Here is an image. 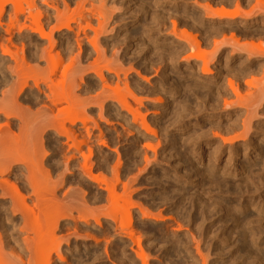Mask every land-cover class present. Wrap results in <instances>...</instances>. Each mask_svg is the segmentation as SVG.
<instances>
[{
    "label": "rangeland",
    "instance_id": "374dc122",
    "mask_svg": "<svg viewBox=\"0 0 264 264\" xmlns=\"http://www.w3.org/2000/svg\"><path fill=\"white\" fill-rule=\"evenodd\" d=\"M106 1H108V0H106ZM111 1L112 0H110V2ZM125 1L128 2V5H126V7L123 6L124 9L121 8L120 11H118V12L120 13L124 10V12L127 13L126 16H129V17L126 18V16H122L119 18L109 19L110 23L108 22V24L106 26L107 31L110 30L113 26H114L113 28L115 30H113L112 32L108 31L110 33V35L108 32L107 33L105 32L104 34H102L99 37L100 38V41H99L100 45H102V49H104V52H105V56L102 58L100 57L99 58L100 60L98 59L99 61H96V63H98L99 66H97L98 64L96 65V63L94 61V59L96 58V54H94V52H92L93 50L86 43V47L88 46L87 49L90 48V49H88L89 50L88 52L90 54L87 51L83 52L86 55L84 56V54L82 53L83 57H80V59H79L80 63H81V65H79V66H82L83 69L84 70L86 69V70L84 71V74L80 73V75L83 74L81 76L83 77L84 83L83 82L81 83V86L78 90H79V93H81L80 97L83 96V94H85V93L86 94L84 96L87 95L86 97H88L89 95L90 96L95 95L96 91L98 93L99 90H97V89H101V86H100L101 83L97 77H93V76H95L94 73L97 71L95 69L99 70L101 67L100 64L104 66L105 62H108L110 60H111V62H113L114 60H112V59H116L117 61L120 62L119 63V62L115 61L116 64L119 63V65H122L123 67L122 66L121 67L123 69L127 68V70L126 69H124V70L127 71V81L129 83L128 82H126V83H127V86H129L128 88L130 89L129 92H125L124 84L121 83V85L119 86V87H121L120 91L122 90V91H124V93H127V95L126 94H124V95L126 96L125 98H127L125 100L126 101L129 100L128 101L129 104L136 105L138 107V109L140 108V112L142 110H144V111H142V114L146 117V121L148 123V126L151 130H153L154 133L152 135L146 134L147 137L142 136L143 131H142V134H137L135 131H132V134H131L128 132L129 129H128V127L126 128V124L121 120V117H120V120L117 118L114 119L112 117H111L112 118L111 119V118H109L110 116L107 117L108 113H112V111H113V113L115 112L114 107L117 108V106H115L116 104L115 105L112 104L108 113L106 112L107 114H104L106 119L109 121V122L107 121L106 123H104V121L98 119L99 117L97 116V113H98L97 109L92 108V109H94V110H92L91 107H93V106H90V109L87 110V112H88L87 114L90 113L91 115L89 114L88 117L90 119V116H91V118H93V120L96 117L95 119L98 120L99 123L96 122V120H94V121L99 125V127L102 128V129L100 128L102 133H103L101 139H103L105 144L108 143L107 145H109V146L106 145V147H104L98 143L96 144V142H94V140L91 139V141L93 143L91 142L92 144L90 143L89 147L91 148L92 153L89 154L90 157L87 156V158H88L87 161L90 160L88 163L89 164L92 163V165H91V167L93 166L92 167L93 168L92 173L94 175L98 176L99 180H98V182H93V181L90 182V180H88L81 173H79L80 169H78V167L80 166V164L83 160L81 158L82 157L81 155L79 157V153L78 154L76 153V158L74 160L75 162L72 160L73 162L70 161L69 162L70 164H68V166H67L68 169L69 168L71 169V170H69V171H72V172H70L71 174H69L67 172L68 170L65 171L63 169L65 159L68 157L67 152H69V151L71 152V150H68L66 148L67 146H65V139L62 136L58 137L55 132L53 133L52 130H47L48 128H46V132L48 134L46 132L43 133L44 135L42 134V141H43L42 144H43V149L48 153L47 159L51 158V160L50 161L48 160V161H46V163H44V166L46 167L45 171H43L41 174L39 173L37 176L40 175L39 179L41 181L45 182V180H46V182L47 181L49 183L52 182V184L56 187L57 195L60 198H62L63 201L66 203L65 204L63 202L64 205H66L65 208L69 207L68 210L72 208V210H71L72 212L71 211H69V212L66 211V212H67V214L72 213L73 215L72 214L71 215L74 218L72 216H71L72 218L68 216L67 218H65V220L61 221L62 224L60 226L61 227L60 229H62L63 232L61 231L60 235L61 234L64 235V233H65V235L73 234L74 231L77 233V236L80 235V238H79V236L77 238H75L76 236L71 235V236H69L67 243H65V242H64V244H62V242L60 243L59 248H60L61 252L62 251H63L62 253L65 252L64 257H62L65 261H63V262L58 261L57 263L55 262V264H133V263L134 264H140L138 258L135 256L137 253L136 249L137 248L139 249L140 246H141L140 247L141 250L139 249L140 251L139 250L138 251H139V253H141V251H142L145 253V255H147V258H146L147 262L150 261V263L148 262V264H162L164 261H168V260H169L168 261L169 264H172L174 257H176V258H174V260H177V262L180 261V259H182L181 258V256L183 257L182 250L185 251L187 249V247H189V246H190L189 249H187L188 253H189V251H191L192 253L190 252L189 254L194 257L196 252H195V246L193 244H195L196 242L197 243L199 242V239H198L199 237L201 240H200L198 246H199V248H200V246L202 248V249L200 248V252L203 256L207 257L209 264H216L217 261L219 262L217 264H230L232 262L230 260H232V259H230L229 251L230 250L233 251L237 247L240 248V245H239L240 244V238H239L240 235H238L239 234L238 230H240V227H239V229H237V231L234 230L232 235H229V238L227 237V239H225L226 242H224L223 239L221 240V236H219L220 234H219V230H218L219 226L221 228V223L223 225L224 221H227L226 225L229 227L230 231H232V227H233L232 224L233 223H232L231 219L237 217L236 219L239 221L238 223L240 224V218H238V217H241L240 211L243 212V210H244V214L248 215V217H249L248 219H251V217H252V220L257 219L258 212L260 215L262 214L264 217V211L262 212L260 209L262 206H264V203H263L264 202L263 201V199H264V184H263L264 183V162L262 163V158L264 157V142L262 140V138H263V136H261L262 134H258L261 130L264 129V109H263L264 108V101L261 103L262 107H260V106L256 107L257 108L256 109V115L257 114L258 115L252 116L253 120L251 118V122L253 123L252 125L254 127V130H250L248 132V134H250L251 131L255 132V134L257 133V136L255 134H252L251 138H253L256 141V143H257L256 147L259 148V151L257 150V152L252 153L250 158H248L249 159L248 160L246 158V156H244L245 148H244V146H242V144H240V138H237V139L235 138L231 142V144L235 145V147L233 149H231V153L236 156V159L234 158V163L232 161H228V156H227L229 154L228 150L230 148V144H229L230 142L222 143L221 139H223V136L225 137L227 135V138H228V136L229 137L233 136V135H235V133H237L235 135V136H237L239 132L241 133L243 131L242 130L243 128L241 129V124H240V120H241L240 114H242V112H239L240 111V105L239 104L241 103V101H239L240 103L237 102L234 105L236 107L233 108L231 106L230 108H227V109L223 108V102L222 101L225 98H226V100H224V101H228V99L230 97L232 99H229V100H231L232 102L237 101L235 99L234 95L230 94L231 92H228V91H230V88H227V87H229V86H227L229 84V82H227V81L232 80V82H234L235 87L237 86L236 88L239 90L238 94L241 92L240 93L241 95L239 94L240 97L243 95L247 96V94L250 92V91H248L249 89L252 92V89H254V88L253 87L249 88L250 85H248L246 82H248L247 80L250 79L251 75H252L251 78H253V76H254V79H259L262 76L258 73L260 72L262 74V70H263L262 68L263 67L261 68L258 66H261V64L262 65L264 64V56L258 58V63H255L256 65L253 64L254 66L252 65L250 67H245L243 69L244 71L242 70L243 75H241L240 74V67H243L245 64V61H246L245 53L240 52V50H235V51L232 50L229 43L231 41V39H230L231 36L234 35V38H237L239 42H242V43L243 42L244 43L252 42V44L255 43V45L257 43H260L261 46H262V44L264 46V39H263L264 38V26H260V21H262L264 16H263V14H260V12H257V14H253V15L251 14L249 22H245V24L241 25L245 21V19L242 16V13L245 14V13H248V11L254 12L255 9L253 7L255 6L257 0H255V2H254V0H220V1L219 0H176V1L175 0H125ZM217 1H219V2H217ZM110 2H109V4H110ZM120 2H124V1L121 0ZM204 2L205 3L210 2V5H212V7L214 9H217V8L219 9L220 7H224L230 12L237 11L238 16L234 20H231L230 22H227L228 19H223V20H221V22L210 23L209 26H208V24L203 25V22H206L202 19L203 15H204L203 11L199 7L194 6L195 5L194 3H199V5H203V4H205ZM154 4H156V5H154ZM253 4H254V6H252ZM9 9H10L9 6H6V11L2 15V18H1L3 26H4V27L2 26L3 28L6 27L5 24L8 22V16L11 14L10 13L11 11H9ZM137 9H138V11H137ZM146 10L148 11V13ZM145 11H146V16H145ZM134 12H135V15L140 18L139 22H135L132 19L134 16V15H132V13H134ZM157 14H158V16H156ZM143 15H144V17H143ZM173 16L174 17L177 16V17L174 18ZM240 16L242 18H240ZM155 17L156 18L158 17L159 20L152 21L153 18H155ZM163 18H165V19H163ZM199 18L202 21L199 20ZM192 19H195V20H192ZM21 20L19 19L18 22H15L16 25L14 27L17 28L18 24H21V22H23V19H21ZM5 21H6V23H5ZM113 21L114 22L116 21V22L114 23ZM125 21H126V23H125ZM170 21H175V22L178 21V22H176L177 23L176 31L178 29V31H177L178 34H179V31H183V29H184V30H187L188 32H190L194 36L197 35L196 39L200 44L199 45L200 50L198 49V51H201V52L202 51H204V52L210 51L211 52V50L214 48V46H213L214 43H212V42L218 41V39L220 40L221 36L224 38H225V36H226V38L230 37L229 43L224 40L225 42H227V45L223 44L222 46H220L221 48H219V50H217L218 52L217 51L215 52L216 53L214 56L215 58H212V56L210 57V59H212V60L209 59L211 62L208 64V68L210 69V72H208L209 74L206 73V75H208V76H204V74H202V71L200 70L201 68L199 65V64H201L200 61L194 62L195 60L194 61L191 60L192 61V63H191L190 60H188V62L185 60V58L190 53H189L188 49L185 48L181 43L177 42V40L174 37H170V39H167L166 41L164 40V37H162L163 34L165 35L166 31L168 32L170 30V28L172 29V27H171L172 25H171ZM198 21H200V22H198ZM52 22L49 23L48 26L46 25V31L49 30L48 29L49 26H52L51 25ZM159 22L161 24H159ZM111 23H113V24H111ZM26 24H28V23H26ZM95 24H96V22H94V27H96ZM205 26H207V27H205ZM211 26H212V28H211ZM146 27L149 28L151 35H154L155 38L156 37L159 38V40H158L159 42H156V43L153 42L152 43L151 41L146 40V38H145L146 34L144 33V30L147 29ZM152 27H154V28H152ZM168 27H170V28L168 29ZM3 28H0L1 29L0 30L1 35H4V32L2 30ZM16 28L15 29L13 28L14 31L12 33V38H13L12 42L15 43L16 47L19 50L21 48V45H23V47H24L23 49H24L25 54H28L29 52L32 53L33 48L31 50V47H33V46L35 47L36 44L38 45V42H39V45L41 43L46 42V40L37 41L36 40V34L33 37H31V36H29V33L26 31H22L18 36ZM140 28H142V29H140ZM157 28H160V29H157ZM162 28H164L165 31ZM116 29H117V31H116ZM166 29H168V30H166ZM222 30H224V31H222ZM162 31H164V33H162ZM220 31H222V33ZM229 31L230 32L232 31V32L229 33ZM223 32H224V35H223ZM252 32H253V34H252ZM255 32H257V38L258 39L256 38ZM60 33H61V35L66 34V35H69L70 37L72 36L71 33L70 34L66 33L63 30L60 32H54V37H55L54 39H55L56 46L53 48L52 53H54V51L60 52L61 49L63 47H65L66 41H68V39H64V41H63L61 38H59V37H61ZM88 33H90V35L88 34L89 36L92 35V32H88ZM138 35H139V37H138ZM210 37H211V39H210ZM125 38H127V41L130 40L129 43L126 41H125L126 43L124 42ZM248 38H250V39H248ZM29 41H30V43H29ZM69 41L73 42L72 40H69ZM142 41H144V42L142 43ZM16 42H17V44H16ZM157 43H160V44L158 45ZM142 46H143V48H142ZM112 47H114V48H112ZM182 49H184V50H182ZM185 49H186V52H185ZM117 50H118V52H116ZM215 50H216V48H215ZM74 51H75V49H74ZM111 51L113 52V54H111L112 53ZM179 51H180V53H179ZM195 52L197 53V51H195ZM204 52H203V55H207V52L205 54H204ZM115 53L118 54L117 56L115 55L117 58H115V56H114ZM211 53H213V50ZM120 54H122V55H120ZM109 55H111V56L113 55V56L111 57ZM178 55H179V57H178ZM68 56H70V55H68ZM72 57H73V54H71L70 58H72ZM109 57H110V59H109ZM70 58H66L65 59L66 61L63 60L65 63H63L60 68H58L61 72L59 70H56L54 77L57 81L59 78L60 79L62 78L64 73H65L64 76L67 77V79H68L71 68L69 67V70L65 69V68L68 66L67 63L70 62L68 60ZM103 58H105V62L101 63V59H102V61H104ZM164 58H166V59H164ZM177 58L179 60H177ZM5 60L8 64L9 60L3 56L1 58V56H0V69L2 67L1 70H3V72L5 71L3 73L0 70V72L3 73V74H1L2 77H0V78H2V80H0V90L4 89L3 87L8 88V87H6V86H8L7 83H9L11 80L13 81L17 78L14 74L13 75L11 74L13 77L9 76L10 73L7 71V69L5 70V67L3 66V64H6ZM174 60H176V61H174ZM9 62H11V61H9ZM89 62L93 65H91ZM32 63H34V62L28 61V67H26L27 70L25 69L26 70L25 73L23 72L21 77L19 76L22 80H25L27 82V85L28 84L29 85L26 88L27 91L25 90L26 92H23L22 94H20V96H18L17 103H18V105L23 107L24 110L23 109L22 110L24 111V113L27 114L25 116L26 119L29 117V119H28L29 127L27 129V133L29 136H32L34 138L35 135H37V133H38L37 130L39 129V127L41 130V127L44 126V124H43V126L39 125V127L37 128V125L35 124V121H34L36 118L34 113L39 108V106L37 104L35 105L34 103H32V101H36L34 97L37 96V95H35L36 90L34 88V82H38L40 87L43 88L44 77L45 76L47 77L49 75L50 69L46 68L47 71H44L46 66L43 62H42V64H41V62L38 64L39 67L38 66L35 67V65H33ZM94 63H95V65H94ZM195 63H196V65H195ZM116 64H114V65H116ZM128 64L131 66H129ZM40 65H42L43 67ZM192 65H195V66H192ZM10 66H12V65L10 64ZM87 67L90 69H92L94 67L93 70H95V71L93 72V70H89ZM151 67H154V68H151ZM258 68H260V69L258 70ZM39 69H41V70H39ZM83 69L82 70L79 69V71L80 70L83 71ZM87 69H88V71H87ZM137 70L140 73L141 77H143L144 79H147L146 80L147 82L145 80L143 81L142 79L138 78V76L134 72ZM63 71H66V72H63ZM103 73L105 75H107V72L103 71ZM248 73L250 74V76ZM189 74H191V75H189ZM223 75H224V77H223ZM57 76H59V77H57ZM76 76H78V75H76ZM225 76H227V77H225ZM76 78H78V77H76ZM223 78H225V79H223ZM227 79H229V80H227ZM16 80H18V78ZM252 80L253 79H251L250 82H252ZM4 82L6 83V86H3L5 84ZM226 82H227V84H226ZM13 83L14 82H12V84L11 83H9V84L13 85ZM90 85H92V86H90ZM13 86H15V83ZM16 87H17V83H16ZM122 87L124 88V90ZM157 87H159V88H157ZM225 87H226V89H225ZM29 88H30V90H29ZM82 88H84V90ZM85 88H86V91H85ZM10 89L12 90V87H10ZM206 89H208L209 91H207ZM130 91H131V93H130ZM138 91H140V92H138ZM87 92H88V94H87ZM1 93H3V92L0 91V94ZM77 93H78V91H77ZM122 94H123V92H121L120 95L122 96ZM128 95H130V96H128ZM227 96L229 97L228 99H227ZM37 97H38L37 100L43 98L42 95L37 96ZM132 97H133V100L136 102L141 101V104L139 105V102L134 103V101L131 100ZM136 98H137V100H136ZM153 98H156L157 101L155 99L152 100ZM158 99H161L160 100L161 102L160 101L158 102ZM203 99H205V100H203ZM153 102H155V104H153ZM215 103H217V104H215ZM180 104H182V106ZM242 104H244V103L242 102L241 105ZM245 104H247V102H245ZM215 105H218V106H215ZM139 106H142V107H139ZM210 106H212V107H210ZM133 107L135 108V106H132V108ZM215 107H216V110H214ZM220 107H222L226 111H224ZM183 108H185V109H183ZM150 110L154 114L151 113ZM212 110H214L216 112H214ZM210 113H211V115L213 114L214 118L213 117L207 118L208 116H210ZM196 114H198V115H196ZM235 114L240 116L239 117L240 120L239 119L237 120L236 117H238V116H236ZM253 114H255V113H253ZM234 116H236V117H234ZM152 117H154V118H152ZM254 117L256 119H254ZM242 118H243V116H242ZM5 121H6V119L0 115V123H1L0 126H2V123H4ZM90 121L88 120L86 122V124L88 122L91 124L92 121L91 122ZM120 121H121V123H120ZM9 123H10L12 129L15 130L17 128V125L19 124V120H17L16 118H11V119H9ZM89 123L87 125L90 126L92 129L90 130V127H88V126L87 127L89 128V130L91 132L96 134V131L95 132L93 131L94 127L91 126ZM227 123L229 125H227ZM214 125H215V128H214ZM260 125H261V127H259ZM67 126L70 127L69 124ZM76 126H71L70 128L75 129ZM239 126H240V129L239 128L237 129V127H239ZM78 127H81L80 124L78 125ZM258 127L262 128V129H259ZM230 128H232V130ZM255 128L258 131H256ZM217 129H218V133L221 132L220 135L217 133ZM251 129H253V128H251ZM194 130H196V131H194ZM225 130H227L228 133ZM126 132H127V134H126ZM140 132H141V130H140ZM213 132L217 133L219 137L216 134H214ZM162 133H164V134H162ZM207 133L210 135H208ZM212 133L215 136H212L213 135ZM240 133H239V135H240ZM229 134H233V135H229ZM103 136H104V138H103ZM156 136H157V138H156ZM206 136L207 137L209 136V137L207 138ZM220 136H222V138L218 139V138H220ZM198 137H200V138H198ZM188 138H190V139H188ZM197 139H199V141ZM131 140H133V141H131ZM32 141L30 143L28 142L29 144L26 143L27 148H25V146L23 147L27 150L29 149V153H30V151L32 152V150H38V146H39L38 140L32 139ZM143 141L146 143H149V145L143 144L144 143ZM258 142H260V143H258ZM151 144H152V146H151ZM222 144H225V145L223 146ZM228 144H229V146H227ZM98 145H100V146H98ZM139 145H140V147H139ZM144 145L147 146L148 148L145 147ZM84 146L85 145L81 146L82 150H83V152H81V153L82 154L84 153V155H85V156H83V158L86 157L87 152H88V148L86 146L85 147ZM153 146H154V148H153ZM151 147L154 149V151L151 150L152 149ZM218 147H220V148H218ZM241 147H243V148H241ZM141 148H142V150H141ZM143 148H144V151H143ZM216 150H218V151H216ZM249 150L252 151V149L248 148L247 151H249ZM137 151H139L138 152L139 154L137 153ZM115 152H116V154H115ZM217 152H218V154H217ZM136 153H137V155H136ZM153 153H154V155H153ZM259 153L262 155V157H260L258 155ZM134 154L136 157L133 156ZM116 155H118V158L116 157ZM213 155L214 156L216 155V157H214ZM64 156L66 158H64ZM120 156H122V157H120ZM259 157L261 159L256 160ZM149 158H150V161H149ZM188 158H190V159H188ZM245 158H246V160H243ZM253 158H255V159L253 160ZM117 159L120 160V161L118 160L120 163V165H119L120 167L119 166L117 167V165H118ZM146 159L149 161L148 164H146L144 162ZM151 160H153L154 162ZM79 161H81L80 164H77V163H79ZM114 162H115V164H114ZM143 163H145V164H143ZM261 163H262V165H261ZM76 164L78 165L77 167H76ZM113 164H114V166H113ZM142 164L144 167L142 166ZM257 164H258V166H257ZM112 166L114 167V169L117 167L118 171L114 170ZM260 166H262V167H260ZM129 167H130V169H129ZM242 167H245L244 171L246 173L241 169ZM259 167L262 169H260ZM111 169H112V171H111ZM136 169H137V171H136ZM240 170H242L243 172ZM260 170H261V172H259ZM15 171H20V174L25 173V172L21 171V168H17ZM196 171H198V172H196ZM251 171H252V173H251ZM127 173H129V174L127 175ZM196 173H198V174H196ZM259 173H261L262 175ZM132 174L133 175L137 174V175L133 176ZM57 175L63 176L62 177L63 180L62 181H56ZM116 175H117V177H116ZM136 176H137V178H136ZM240 177L245 179V180L241 179ZM20 178H21V175H19V179ZM144 178H145V180H144ZM247 178L249 181L246 180ZM37 179H38V177H37ZM262 179H263V181H262ZM127 180H128V182H127ZM222 180H224V181H222ZM246 181H248V182H246ZM259 181L261 183H259ZM59 182H61V184H59ZM126 182L128 183V185L130 184V186L128 189H127L128 186H126L125 189H127L128 192H126V195H125V194H123V193H125V192H123L125 190H123L124 187H122V186L123 185L125 186V184L127 185ZM138 182H139V184H138ZM174 182H176V183H174ZM226 184H227V186H226ZM245 184H247L246 187H244ZM111 185L112 186L114 185L113 186L114 188H112ZM220 185H222V186H220ZM259 185H260V187H259ZM107 187H108V189H110V190H108L110 192L112 191L111 189H113V191L111 192L112 194L114 193L115 189H117L116 190L117 193L115 192V194H116V196L118 194V196H117V199L114 198L116 200L113 199L114 201L111 202L110 200L107 199V198H110L109 197L110 192H108L109 195L107 197V190H106ZM130 187H131V189H130ZM245 192H246V194H245ZM115 194H113V195L115 196ZM173 195H174V197H173ZM251 195H252V197H251ZM119 196H121V197H119ZM176 196H177V198H176ZM217 197H219V198H217ZM191 199H192V201H191ZM249 202H251V203H249ZM83 203H84V205L87 206V207L84 206V207H86L85 209H87L89 206V205H87V203L91 204V206H89L90 209L88 212L91 211L90 213H92L93 211L91 210V208L93 209V207H95L94 209L96 211H98L97 215L99 213L102 214V215H100V217L98 215V219H97V215H96V217L94 216L95 219L98 220V223H99L98 227L95 223L96 221L93 222V220H91L89 216H87V217H89V219H87L88 225L86 223L83 224V222H81L79 219H77V213L76 212H78L79 208H78V210H75V209H77V207H80L81 204H83ZM138 206L139 207L141 206L142 208L146 209L147 211H149L153 214H157V213L159 214L162 212L161 213L162 216H165L166 218L169 216L171 218L168 219L169 218L168 217L167 218L168 221L166 220V222H164V223L163 222L162 223L161 222H155L154 223L151 219L141 218V215L139 214V212L137 210ZM227 206H228V208H227ZM250 206H251V208H250ZM257 206H258V208H257ZM174 208H176V209H174ZM125 211L128 213V218H131L130 219L131 224H132L131 226L133 228L135 227L133 229L130 226L132 231L136 230L133 233L134 239L136 237H138L136 239H137V241L139 239L138 242H139L140 246L137 245L136 241L133 244L127 238L125 240L123 237L121 238V236H118L115 233L113 234L112 233L113 231H111V229L114 230V223H113V220L111 221V218L113 219V217H114V220H116L115 219L116 217L117 218L120 217V219L123 218L122 220L118 221V223L123 221V220L125 221L126 217L125 218L122 217V216H126ZM216 211H218V212L220 211V212L218 213ZM81 212H82V210H81ZM83 212L85 213V210H83ZM203 212L204 213L206 212V214L203 215ZM103 214H105V215H103ZM237 214H238V216H237ZM172 215L174 217H172ZM210 216H211V218H210ZM254 216H255V219H254ZM87 217H85V218H87ZM203 217H204V219H202ZM260 217H262V216H260ZM19 218L20 217L16 218L14 220L15 224L13 223V225H12V226H15L16 228L10 229L8 231V234L10 235V237H12V239H20V237L23 234L19 229V227L21 226ZM43 218L45 219V217H43ZM205 218H208V219H205ZM44 219H43V221H44ZM144 219H146V220H144ZM189 219H190V221H188ZM219 219H221L223 222L221 221L220 223H218ZM172 220L173 221L175 220V221L173 222ZM213 221H214V223H212ZM79 222H81V223H79ZM111 222L113 224H111ZM184 222H186V223H184ZM262 223H264V220H262ZM253 225H255V223H253ZM159 226H160V228H159ZM75 227L77 228V230L74 229ZM177 227H179V229ZM6 228H7V226H6ZM229 229L226 230L228 233L230 232ZM187 230H189V231H187ZM88 231L90 232L91 235L89 234ZM171 231H172V233H171ZM200 231H202V232H200ZM0 232H1V230H0ZM15 232L16 233L19 232V234H16ZM86 232L90 236L85 238L84 235L86 234ZM216 232H217V234H216ZM263 232L262 231L259 232L260 235H258V237L260 236L259 238L262 241L258 238L257 242H260V243L263 242L262 245L259 247V249L264 254V240H263L264 239V236H263L264 233ZM135 233H136V237H135ZM200 233H201V236L199 235ZM163 234H165V235H163ZM170 234L174 235V238H172L173 236L172 235L170 236ZM2 235L3 234H1V236ZM56 235H57L56 237H58L59 233ZM190 235L192 237H195L196 235L198 236V237L197 236L195 237L197 239V240L195 239L196 242H194L195 240H192V238L189 237ZM211 235H213V236H211ZM184 236H185V238H184ZM187 236L194 243L191 241L189 242L188 240H190V239H188ZM2 237L5 239V236H2ZM211 237H213L214 239H212ZM52 238L48 237L46 239L47 243L45 240H43V242L40 241V243L35 241L33 243V246H34V248H37V249L39 248V250L42 252H43L42 248L43 249H44V247L47 248V246L49 247L48 250L51 249L52 251H54L53 248L57 244L55 243L56 240L54 241V240H52ZM58 238H56V239H58ZM140 238H142V239H140ZM164 238L169 240V242H172L174 244V247L180 252L179 253L180 255L177 254L178 251L176 252V249L173 248V244L164 241L165 240ZM182 238H184L186 240H184V239L182 240ZM74 239H76V241ZM94 239H97L98 242L96 240L94 242ZM180 240L182 242H184L185 245ZM179 241L182 243V245H179V244H181ZM185 241L188 242L187 244L189 246L185 243ZM175 242L178 243L177 245H178L179 249L177 248ZM106 243H107V245H106ZM11 244L13 245V243H11ZM20 245L21 244L17 243L16 245H13L12 247L19 248V247H21ZM66 245H68V246H66ZM183 245L184 246L187 245V247H185L183 249ZM219 245H220V248L218 247ZM121 246H123V247H121ZM137 246H139V247H137ZM180 246L182 249L180 248ZM7 247H11V246H7ZM130 247H132V248H130ZM170 247H172L173 249H171ZM205 248L207 249V251ZM222 248L224 250H221ZM180 249H181V251H180ZM203 249H205V250H203ZM7 250L8 249L6 248V251ZM48 250H46V251H48ZM134 250H136V252H134ZM168 250H171V252ZM216 250H220V251H216ZM237 251H239V250H236V254H237ZM161 252H163V253H161ZM169 252L171 254H174V252H175L176 254H174L175 255L174 256V255H171ZM219 252L223 253V255H221V253H219ZM168 253L170 254L169 257L167 255ZM93 254H95V255H93ZM217 254H218V256H217ZM219 254L222 257L219 256ZM242 254L244 256H247L243 252H242ZM19 255H21L22 258H24L27 256V252L23 253V251H22L21 254L19 253ZM60 255L63 256V254H61V253H60ZM225 255L226 256L229 255V258L226 257ZM121 256H122V258H121ZM128 256H130V257H128ZM166 256L169 258V259L167 258L168 260L164 259V258H166ZM171 256H173L172 260L170 258ZM178 256H180V257H178ZM197 256L198 255L196 254L195 258ZM118 257H119V259H118ZM134 257H136L137 259ZM1 258H3V259H1ZM94 258H96V259H94ZM178 258H180V259H178ZM198 258L199 257L196 258V263L200 264V261ZM226 258H228V259H226ZM53 259L55 260V255H53ZM163 259H164V261H163ZM220 259H221V262H223V263L220 262ZM224 259H226V260H224ZM183 260H184V257H183ZM228 260H229V262H228ZM1 261H4V264H10L9 259L7 258V256L5 254H4V256L0 254V262ZM197 261H199V262H197ZM213 261H215V263ZM168 262H166V263L168 264ZM177 262L174 261V264H176ZM178 263H180V262H178ZM239 263H240V261H239ZM163 264H165V262ZM180 264H183V263H180Z\"/></svg>",
    "mask_w": 264,
    "mask_h": 264
},
{
    "label": "bare ground",
    "instance_id": "6f19581e",
    "mask_svg": "<svg viewBox=\"0 0 264 264\" xmlns=\"http://www.w3.org/2000/svg\"><path fill=\"white\" fill-rule=\"evenodd\" d=\"M119 1V2H118ZM121 0H112L110 2V0L106 1V0H0V28H3V23H2V15L5 13L6 11V6H9V11H11L10 15L8 16V24L6 23L5 21V28H3V32H4V35H1L0 34V56L2 58L5 57L7 58L9 61H8V64L6 62V64H3V66L5 67V70L7 69V71L10 73L9 76L11 77L13 74L18 78V80H11L12 82L15 83V86L14 83L13 85H10L9 83L12 84V82L10 81L8 84V86H6V83L3 85V86H6L8 88H5L3 87L4 89L0 90L1 93L0 95V115L3 116L6 121L4 123H2V126H0V254L4 256V254L7 256V258L9 259V263L10 264H55V262L57 263L58 261L59 262H63L65 261L62 257H64V253L61 252L60 250V243L62 242V244L67 243L68 239H69V236L71 235H74L76 236L75 238H77L79 236L80 238V235L77 236V233L74 231L73 234H67L65 235H60L62 229H60L61 227V221L62 220H65V218H67L68 216L71 217L73 214L71 213L72 211V208L68 210V208L64 205V201L62 198H60L58 195H57V192H56V187L51 183H49L48 181L45 182L44 181H41L39 179V176H37L39 173L41 174L43 171H45V166H44V163H46V161H50V159H47V156H48V153L43 149V141H42V134L46 132V128H48L47 130H52L53 133L55 132L57 134L58 137L62 136L64 139H65V146H67L66 148L68 150H71V152H67L68 153V157L66 158L64 156L65 159V162H64V170L67 171L69 174H71L70 172L72 171H69L71 170L70 168L68 169L67 166L68 164H70L69 162L70 161H74L75 158H76V153L78 154L79 153V157L80 155L82 156L81 158L84 160L79 161V163L77 164H80V166L78 167V169H80L79 173H81L85 178H87L88 180L93 181V182H98L99 180V177L94 175L92 173V170H93V166L91 167L92 163L89 164L88 162L90 161H87L88 158L87 156H89L91 152V148L89 147L90 143L92 142L91 139L94 140V142H96V144H100L104 147H106V145L108 144H105V142L103 141V139H101L103 133L101 131V127H99V125L96 123L98 122V120H96L94 118V120H96V122L93 120V118H91L90 116V119L88 117V115L90 114H87V110L90 109V106H93L91 107L92 108H96L98 113H97V116L99 117L98 119L99 120H102L104 121V123H106L108 120L106 119V117L104 116V114H107L110 107L113 105L117 106L114 107V113L112 111V113H108L107 117L110 116L109 118H114V119H119L120 120V117H121V120L126 124V128L128 127V132L132 134V131H135L137 134H142V131H143V134L142 136H145L147 137L146 134H150L152 135L154 132L153 130H151L148 126V123L146 121V117L142 114V110L140 112V108L138 109V107L136 105H131L128 103V101H126L125 98L126 96L124 94L127 95V93H124V91H120V88L119 87L122 84H124V88H125V92H129V86H127V71H125L124 69L127 70V68H122L123 66L122 65H119V61H117L116 59H112L114 60L113 62L108 61V62H105V58L104 61H102L101 59V63L102 62H105L104 63V66L100 64V69H95L97 70L93 77H97L98 80L100 81L101 83V89H97L99 90V92L97 93V91L95 92L96 94L95 95H89L88 97L84 96L85 94H83V96L80 97L81 93H79V88L81 86V83L83 82V77L81 75L84 74V70L82 66H79L81 65L80 63V57H83L82 56V53L83 52H88L90 48L87 49L86 47V43L87 45H89L91 47V50L92 52H94V54H96V58L94 59L95 63L96 61H99L100 57H104L105 56V52H104V49H102V45H100V36L102 34H104L105 32L107 33L108 31H113L115 30L112 26V28L110 30L107 31L106 29V26L109 22V19H114V18H119V17H122V16H126L127 13L124 12V10L122 12H118L120 11L121 8H123V6L126 7V5H128V2L123 0L124 2H120ZM176 1V0H175ZM220 1V0H219ZM217 1V2H219ZM110 2V4H109ZM197 2V1H196ZM207 2V1H206ZM255 2V0H254ZM142 3V2H141ZM205 3V2H204ZM222 3V2H221ZM249 3V2H248ZM144 4V3H143ZM159 4V3H158ZM162 4V3H161ZM196 7H199L202 11H203V17L202 19L206 22H203V25H207L209 26L210 23H213V22H221V20L223 19H228L227 22H230L231 20H234L237 16H238V12L237 11H234V12H230L228 11L226 8L224 7H220L219 9H214L212 7V5H210V2L209 3H205L203 5H199V3H194ZM25 5V6H24ZM156 5V4H154ZM184 5V4H183ZM215 5V4H214ZM141 6V5H140ZM143 6V5H142ZM188 6V5H187ZM238 6V5H237ZM254 6V4L252 5ZM129 8V7H128ZM141 8V7H140ZM148 8V7H147ZM161 8V7H160ZM255 9V11H248V13H242V16L243 18L245 19L244 23H242L241 25L245 24V22H249V19H250V16L251 14H257V12H260V14H263L264 16V0H257L256 1V4L255 6L253 7ZM124 9V8H123ZM176 9V8H175ZM178 9V8H177ZM241 9V8H240ZM251 9V8H250ZM138 11V9H137ZM147 11V10H146ZM146 11H145V16H146ZM161 11V10H160ZM242 11V10H241ZM143 12V11H142ZM152 12V11H151ZM150 12V13H151ZM129 13V12H128ZM137 13V12H136ZM148 13V11H147ZM169 13V12H168ZM133 16V20L135 22H139V17H137L135 15V12L132 13ZM162 15V14H161ZM182 15V14H181ZM241 15V14H240ZM158 16V14L156 15ZM164 16V15H163ZM129 17V16H126V18ZM132 17V16H131ZM130 17V18H131ZM144 17V15H143ZM142 17V18H143ZM174 17V16H173ZM177 17V16H176ZM174 17V18H176ZM179 17V16H178ZM151 18V17H150ZM168 18V17H167ZM197 18V17H196ZM201 18V17H200ZM199 18V20H201ZM240 18H242L240 16ZM10 19V20H9ZM19 19H23V22H21V24H18L17 28L14 27L16 24L15 22H18ZM129 19V18H128ZM162 19V18H161ZM165 19V18H163ZM248 19V20H247ZM152 20V19H151ZM156 21V20H159L158 17L156 18H153L152 21ZM171 20V19H170ZM192 20H195V19H192ZM22 21V20H21ZM52 22V26H49V30L46 31V25L48 26L49 23ZM118 21V20H117ZM120 21V20H119ZM128 21V20H127ZM151 21V22H152ZM169 21V20H168ZM181 21V20H180ZM202 21V20H201ZM94 22H96L95 26L94 27ZM112 22V21H111ZM114 22V21H113ZM116 22V21H115ZM114 22V23H115ZM167 22V21H166ZM178 22V21H176ZM175 21H170L171 23V27H168V29L170 28V30L166 33L165 35L163 34L162 37H164V40L166 41L167 39H170V37H174L177 42L181 43L185 48L188 49L189 53L188 56L185 58V60L188 62V60H195L194 62H198L200 61L201 64L200 65V70L202 71V74H204V76H208L206 75V73L210 72V69L208 68V64L211 62L210 60V57L212 56V58H215V52L217 50H219V48H221L220 46H222L223 44L227 45V42L229 43L230 39V46L232 48V50H240V52L242 53H245V57H246V61H245V64L243 67H240V74L243 75V69L245 67H250L252 66L253 64L255 63H258V58L259 57H262L264 56V46L262 44V46L260 45V43H257L255 45L252 44V42H246V43H242V42H239L237 38H234V35L231 36V38H225L221 36V39L218 41H215V42H212L214 43L213 46L214 48L212 49L213 50V53L212 50L211 52H207V51H198L199 49V42L197 41L196 39V36L192 35L190 32H188L187 30H184L183 31H179V34H178V29L176 31V27H177V23ZM200 22V21H198ZM28 23V24H26ZM110 23V22H109ZM126 23V21H125ZM164 23V22H163ZM162 23V24H163ZM258 23V22H257ZM113 24V23H111ZM124 24V23H123ZM159 24H161L159 22ZM166 24V23H165ZM164 24V25H165ZM195 24V23H194ZM137 25V24H136ZM163 25V26H164ZM183 25V24H182ZM3 26V27H2ZM145 26V25H144ZM153 26V25H152ZM161 26V25H160ZM162 26V27H163ZM197 26V25H196ZM260 26H264V17L262 19V21H260ZM121 27V26H120ZM148 27V26H147ZM146 27V28H147ZM151 27V26H150ZM165 27V26H164ZM193 27V26H192ZM207 27V26H205ZM13 28L17 30V35L19 36V34L22 32V31H26L29 33V36L33 37L35 34H36V40L37 41H41V40H46V44L45 43H41L39 45V42H38V45L36 44V46L34 47H31V50L33 48V51L32 53L29 52L28 54H25L24 52V47L23 45H21V48L20 50L16 47L15 43H13V38H12V33H13ZM144 28V27H143ZM154 28V27H152ZM166 28V27H165ZM212 28V26H211ZM214 28V27H213ZM134 29V28H133ZM142 29V28H140ZM157 29H160V28H157ZM164 31L165 29L162 28ZM166 29V30H168ZM192 29V28H191ZM190 29V30H191ZM194 29V28H193ZM218 29V28H217ZM223 29V28H222ZM235 29V28H234ZM1 30V29H0ZM65 31L66 33H71L72 36L70 37L69 35H66V34H63L61 35V38L63 41L64 39H68V41H66V44H65V47H63L61 49L60 52L58 51H54V53H52L53 51V48L56 46V43H55V37H54V32H60V31ZM189 30V29H188ZM117 31V29H116ZM129 31V30H128ZM141 31V30H140ZM154 31V30H153ZM164 31H162V33H164ZM224 31V30H222ZM222 31H220L222 33ZM88 32H92V35H90V33ZM219 32V31H218ZM232 32V31H231ZM229 31V33H231ZM238 32V31H237ZM259 32V31H258ZM109 33V32H108ZM144 33L146 34L145 35V38L146 40L148 41H151L152 43H156V42H159V38L158 37H154V35H151L150 34V30L149 28L145 29L144 30ZM159 33V32H158ZM161 33V34H162ZM181 33V34H180ZM215 33V32H214ZM256 33V34H255ZM254 34L256 35V38H257V32H255ZM15 34V33H14ZM89 34V35H88ZM155 34V33H154ZM219 34V33H218ZM253 34V32H252ZM110 35V33H109ZM140 35V34H139ZM138 35V37H139ZM213 35V34H212ZM223 35H224V32H223ZM230 35V34H229ZM246 35V34H245ZM59 36V35H58ZM159 36V35H158ZM161 36V35H160ZM248 36V35H247ZM109 37V36H108ZM125 37V36H124ZM128 37V36H127ZM168 37V38H167ZM212 37V36H211ZM210 37V39H211ZM236 37V36H235ZM259 37V36H258ZM35 38V37H34ZM33 38V39H34ZM107 38V37H106ZM132 38V37H131ZM173 38V39H174ZM223 38V39H222ZM251 38V37H250ZM248 38V39H250ZM255 38V37H254ZM253 38V39H254ZM142 39V38H141ZM228 39V40H227ZM242 39V38H241ZM258 39V38H257ZM256 39V40H257ZM264 39V38H263ZM28 40V39H27ZM69 40H72L73 42L69 41ZM105 40V39H104ZM122 40V39H121ZM145 40V41H146ZM163 40V41H164ZM223 40V41H222ZM227 42H225V41ZM61 41V40H60ZM128 42L130 40L127 41V38L124 39V42ZM146 41V42H147ZM172 41V40H171ZM214 41V40H213ZM43 42V41H42ZM104 42V41H103ZM106 42V41H105ZM111 42V41H110ZM122 42V41H121ZM125 42V43H126ZM141 42V41H140ZM144 41H142L143 43ZM170 42V41H169ZM232 42V43H231ZM30 43V41H29ZM133 43V42H132ZM163 43V42H162ZM175 43V42H174ZM251 43V44H250ZM17 44V42H16ZM20 44V43H19ZM28 44V43H27ZM45 44V45H44ZM105 44V43H104ZM120 44V43H119ZM123 44V43H122ZM158 45L160 43H157ZM30 45V44H29ZM62 45V44H61ZM180 45V44H179ZM18 46V45H17ZM28 46V45H27ZM117 46V45H116ZM131 46V45H130ZM151 46V45H150ZM181 46V45H180ZM111 47V46H110ZM114 48V47H112ZM111 48V49H112ZM118 48V47H117ZM143 48V46H142ZM216 48V50H215ZM75 49V51H74ZM150 49V48H149ZM174 49V48H173ZM58 50V49H57ZM116 50V49H115ZM138 50V49H137ZM146 50V49H145ZM148 50V49H147ZM184 50V49H182ZM200 50V49H199ZM215 50V51H214ZM231 50V51H232ZM108 51V50H107ZM143 51V50H142ZM197 51V53L195 52ZM109 52V51H108ZM112 52V51H111ZM118 52V50L116 51ZM123 52V51H122ZM184 52V51H183ZM185 52H186V49H185ZM203 52L204 54L207 52V55H203ZM218 52V51H217ZM89 53V52H88ZM180 53V51H179ZM178 53V54H179ZM210 53V54H209ZM71 54H73V57L70 58ZM84 54V53H83ZM90 54V53H89ZM93 54V55H94ZM113 54V52L111 53ZM146 54V53H145ZM177 54V53H176ZM70 55V56H68ZM86 54H84L85 56ZM108 55V54H107ZM117 56L118 54L115 53L114 56ZM122 55V54H120ZM140 55V54H139ZM157 55V54H156ZM210 55V56H209ZM66 56V57H65ZM92 56V55H91ZM90 56V57H91ZM111 56V55H109ZM113 56V55H112ZM111 56V57H112ZM115 56V58H117ZM107 57V56H106ZM131 57V56H130ZM179 57V55H178ZM209 57V58H208ZM66 58H70L68 59L70 62H68V66L65 68V69H68L69 70V67L71 68L70 70V74H69V77L67 79V77H65V73L64 75L62 76V78L58 79V81L55 79V72L56 70H59L58 68H60L62 66L63 63H65L63 60H65ZM151 58V57H150ZM99 59V60H98ZM110 59V57H109ZM166 59V58H164ZM173 59V58H172ZM209 61H208V60ZM156 60V59H155ZM177 60H179L177 58ZM181 60V59H180ZM228 60V59H227ZM28 61L30 62H34L32 63L33 65H35V67H39V63L42 62L45 64V70L44 71H47V69H50L49 70V75L46 77H44V80H43V88L40 87V85L38 84V82H34V88L36 90L35 92V95L37 96H40L42 95L43 98L42 99H39L37 100V96L34 97L36 101H32V103H34L35 105L37 104L39 106V108L35 111L34 115L36 116L35 118V124L37 125V128L39 127V125L44 126L41 127V130H40V127L39 129L37 130V135H35V137L33 138L32 136H29L28 133H27V129L29 127V117L26 119V113H24V109L22 106L18 105L17 103V99H18V96H20V94H22L23 92H26V88L27 86V82L25 80H22L20 77L21 75L23 74V72L25 73V71L27 70L26 67H28ZM66 61V60H65ZM93 61V60H92ZM116 62H119V63H115ZM162 61V60H161ZM176 61V60H174ZM189 61V62H190ZM227 62V61H226ZM243 62V61H242ZM90 63V62H89ZM88 63V64H89ZM94 63V65H95ZM100 63V62H99ZM167 63V62H166ZM192 63V61H191ZM10 64L12 66H10ZM91 64V63H90ZM98 63H96L97 65ZM116 64V65H114ZM171 64V63H170ZM187 64V63H186ZM194 64V63H193ZM93 65V64H91ZM129 65V64H128ZM144 65V64H143ZM149 65V64H148ZM154 65V64H153ZM196 65V63H195ZM195 65H192V66H195ZM226 65V64H225ZM256 65V64H255ZM42 66V65H40ZM88 66V65H87ZM99 66V64L97 65ZM122 66V67H121ZM127 66V65H126ZM131 66V65H129ZM254 66V65H253ZM43 67V66H42ZM86 67V66H85ZM84 67V68H85ZM91 67V66H90ZM96 67V66H95ZM128 67V66H127ZM158 67V66H157ZM156 67V68H157ZM188 67V66H187ZM257 67V66H256ZM258 67H263L262 69V74L259 72L258 74L262 75L259 79H254V76L253 78L252 75L250 77L249 80H247L248 82H246L250 87H253L254 89H252V92L251 90L249 89L248 91H250L247 96H239V93L238 94V89L235 87L234 85V82L231 81H227L229 79H227L226 81L229 82V84L227 86V88H230V91L228 92H231L230 94H233L235 99L237 100L236 102H232L231 100L229 99H232L229 95V97L227 96V99L228 101H224L226 100L223 99V108H230L231 106L234 108L236 106H234L237 102L240 103L239 101H241V103L243 102L244 104L241 105V103L239 104L240 105V111L239 112H242V114H240L241 116V120H240V116L236 117L237 120L239 119L240 120V124H241V129L243 130L240 135L238 133L237 136H235L237 133H235V135L233 134H229V135H233V136H228L227 138V133L228 131L225 130L227 133L225 134L226 136L224 137L223 136V139L222 136H220V138L218 139H221L222 143H227V142H230V148H229V154L227 155L228 156V161H232L234 163V158L236 159V156L233 155L231 153V149H233L235 147L234 144H231V142L233 141V139H237V138H240V144H242V146H244L245 150H244V156H246V158H250L251 154L252 153H255L257 152V150L259 151V148L256 147L257 143L256 141L251 138V135L252 134H255V132H252L250 134H248V132L250 130H254V127H253V123L251 122V118L252 116L256 115V107L261 106V103L264 101V64L261 66H258ZM88 68V67H87ZM94 68V67H93ZM88 68L89 70H93ZM102 68V69H101ZM146 68V67H145ZM151 68H154V67H151ZM159 68V67H158ZM157 68V69H158ZM161 68V67H160ZM175 68V67H174ZM194 68V67H193ZM225 68V67H224ZM237 68V67H236ZM2 69V67H1ZM0 69V70H1ZM26 69V70H25ZM43 69V68H42ZM64 69V68H63ZM79 69H83V71H79ZM87 69V71H88ZM180 69V68H179ZM260 68H258L259 70ZM41 70V69H39ZM93 70V72L95 71ZM155 70V69H154ZM239 70V69H238ZM243 70V71H242ZM253 70V69H252ZM3 72V70H1ZM43 71V70H42ZM60 71V70H59ZM103 71L107 72V75H105L103 73ZM129 71V70H128ZM161 71V70H160ZM251 71V70H250ZM5 72V71H4ZM3 72V73H4ZM61 72V71H60ZM63 72H66V71H63ZM68 72V71H67ZM135 74L138 76V78L142 79L143 81L147 80V79H144L143 77H141L140 73L137 71H134ZM163 72V71H162ZM0 72V75L3 74ZM80 73H83L80 75ZM238 73V72H237ZM12 74V75H11ZM48 74V73H47ZM155 74V73H154ZM198 74V73H197ZM209 74V73H208ZM249 74V73H248ZM247 74V75H248ZM58 75V74H57ZM78 75V76H76ZM145 75V74H144ZM191 75V74H189ZM20 76V77H19ZM67 76V75H66ZM89 76V75H88ZM129 76V75H128ZM162 76V75H161ZM250 76V74H249ZM2 77V75L0 76ZM13 77V76H12ZM59 77V76H57ZM78 77V78H76ZM157 77V76H156ZM224 77V75H223ZM227 77V76H225ZM15 78V77H14ZM85 78V77H84ZM90 78V77H89ZM4 79V78H3ZM92 79V78H91ZM225 79V78H223ZM222 79V80H223ZM252 80V82H250V80ZM0 80H2V78H0ZM97 80V79H96ZM135 80V79H134ZM92 81V80H91ZM136 81V80H135ZM155 81V80H154ZM134 82V81H133ZM147 82V81H146ZM151 82V81H150ZM226 82V84H227ZM16 83H17V87H16ZM84 83V82H83ZM86 83V82H85ZM90 83V82H89ZM93 83V82H92ZM91 83V84H92ZM129 83V82H128ZM223 83V82H222ZM221 83V84H222ZM97 84V83H96ZM133 84V83H132ZM136 84V83H135ZM149 84V83H148ZM162 84V83H161ZM165 84V83H164ZM179 84V83H178ZM199 84V83H198ZM10 85V86H9ZM113 85V86H112ZM151 85V84H150ZM237 85V84H236ZM32 86V85H31ZM89 86V85H88ZM92 86V85H90ZM94 86V85H93ZM123 86V85H122ZM143 86V85H142ZM176 86V85H175ZM216 86V85H215ZM10 87H12V90L10 89ZM30 87V86H29ZM33 87V86H32ZM148 87V86H147ZM204 87V86H203ZM240 87V86H239ZM248 87V86H247ZM2 88V87H1ZM18 88V89H17ZM88 88V87H87ZM99 88V87H98ZM123 88V87H122ZM123 88V90H124ZM138 88V87H137ZM159 88V87H157ZM171 88V87H170ZM176 88V87H175ZM180 88V87H179ZM197 88V87H196ZM7 89V90H6ZM17 89V90H16ZM84 90V88H82ZM93 89V88H92ZM173 89V88H172ZM226 89V87H225ZM4 90V91H3ZM26 90V91H25ZM30 90V88H29ZM134 90V89H133ZM191 90V89H190ZM197 90V89H196ZM207 91H209L208 89H206ZM224 90V89H223ZM242 90V89H241ZM78 91V93H77ZM85 91H86V88H85ZM245 91V90H244ZM81 92V91H80ZM119 94H118V93ZM121 92H123L122 96L120 95ZM140 92V91H138ZM175 92V91H174ZM191 92V91H190ZM211 92V91H210ZM221 92V91H220ZM224 92V91H223ZM94 93V92H93ZM131 93V91H130ZM163 93V92H162ZM88 94V92H87ZM115 94V95H114ZM144 94V93H143ZM207 94V93H206ZM213 94V93H212ZM211 94V95H212ZM218 94V93H217ZM224 94V93H223ZM227 94V93H226ZM243 94V93H242ZM132 95V94H131ZM137 95V94H136ZM135 95V96H136ZM141 95V94H140ZM159 95V94H158ZM191 95V94H190ZM241 95V94H240ZM124 96V97H123ZM130 96V95H128ZM134 96V97H135ZM139 96V95H138ZM153 96V95H152ZM199 96V95H198ZM216 96V95H215ZM83 97V98H82ZM137 97V96H136ZM140 97V96H139ZM149 97V96H148ZM155 97V96H154ZM206 97V96H205ZM224 97V96H223ZM131 98V97H130ZM138 98V97H137ZM136 98V100H137ZM159 98V97H158ZM193 98V97H192ZM221 98V97H220ZM219 98V99H220ZM139 99V98H138ZM143 99V98H142ZM141 99V100H142ZM146 99V98H145ZM156 100V98H153L152 100ZM185 99V98H184ZM197 99V98H196ZM201 99V98H200ZM217 99V98H216ZM133 100V97L132 99ZM140 100V99H139ZM161 99H158V102L160 101ZM175 100V99H174ZM194 100V99H193ZM202 100V99H201ZM205 100V99H203ZM208 100V99H207ZM134 101V100H133ZM157 101V100H156ZM213 101V100H212ZM220 101V100H219ZM231 101V102H230ZM235 101V100H234ZM136 101H134L135 103ZM139 102V101H138ZM136 102V103H138ZM145 102V101H144ZM161 102V101H160ZM245 102H247V104H245ZM133 103V102H132ZM218 103V102H217ZM215 103V104H217ZM220 103V102H219ZM141 104V101L139 102V105ZM151 104V103H150ZM153 104H155V102H153ZM159 104V103H158ZM163 104V103H162ZM182 106V104H180ZM187 105V104H186ZM209 105V104H208ZM211 105V104H210ZM220 105V104H219ZM238 105V104H237ZM132 106H135V108ZM203 106V105H202ZM215 106H218V105H215ZM222 106V105H221ZM137 107V108H136ZM139 107H142V106H139ZM157 107V106H156ZM201 107V106H200ZM212 107V106H210ZM214 107V106H213ZM239 107V106H238ZM237 107V108H238ZM146 108V107H145ZM153 108V107H152ZM181 108V107H180ZM199 108V107H198ZM219 108V107H218ZM222 108V107H220ZM222 108V109H223ZM23 109V110H22ZM112 109V108H111ZM185 109V108H183ZM264 109V108H263ZM94 110V109H92ZM91 110V111H92ZM147 110V109H146ZM168 110V109H167ZM174 110V109H173ZM198 110V109H197ZM200 110V109H199ZM205 110V109H204ZM216 110V107L215 109ZM212 110V111H214ZM220 110V109H219ZM224 110V109H223ZM229 110V109H228ZM153 111V110H152ZM159 111V110H158ZM192 111V110H191ZM209 111V110H208ZM207 111V112H208ZM226 111V110H224ZM90 112V111H89ZM107 112V113H106ZM147 112V111H146ZM151 112V110H150ZM186 112V111H185ZM202 112V111H201ZM216 112V111H214ZM213 112V113H214ZM218 112V111H217ZM228 112V111H227ZM226 112V113H227ZM144 113V112H143ZM153 113V112H151ZM191 113V112H190ZM196 113V112H195ZM198 113V112H197ZM209 113V112H208ZM225 113V112H224ZM229 113V112H228ZM237 113V112H236ZM255 113V114H253ZM147 114V113H146ZM154 114V113H153ZM152 114V115H153ZM232 114V113H231ZM91 115V114H90ZM127 115V116H126ZM151 115V116H152ZM177 115V114H176ZM198 115V114H196ZM223 115V114H222ZM221 115V116H222ZM258 115V114H257ZM256 115V116H257ZM96 116V115H95ZM154 116V115H153ZM207 116V115H206ZM218 116V115H217ZM243 116V118H242ZM129 117V118H128ZM161 117V116H160ZM169 117V116H168ZM190 117V116H189ZM210 117H213V114L211 115L210 113V116H208L207 118H210ZM231 117V116H230ZM11 118H16L17 120H19V124L17 125V128L14 130L12 129L10 123H9V119ZM111 118V119H112ZM154 118V117H152ZM184 118V117H183ZM214 118V117H213ZM219 118V117H218ZM125 121H124V120ZM199 119V118H198ZM225 119V118H224ZM223 119V120H224ZM227 119V118H226ZM254 119H256L254 117ZM92 121V123L89 124L91 126L94 127V132L96 131V134L91 132L90 130L92 129L90 126H88L86 124L87 121ZM174 120V119H173ZM185 120V119H184ZM195 120V119H194ZM197 120V119H196ZM213 120V119H212ZM219 120V119H218ZM221 120V119H220ZM234 120V119H233ZM253 120V118H252ZM90 121V122H91ZM112 121V120H111ZM189 121V120H188ZM202 121V120H201ZM214 121V120H213ZM222 121V120H221ZM236 121V120H235ZM109 122V121H108ZM182 122V121H181ZM217 122V121H216ZM99 123V122H98ZM121 123V121H120ZM171 123V122H170ZM184 123V122H183ZM233 123V122H232ZM1 124V123H0ZM69 124V126H76L77 124L81 127H78V125L76 126L75 129L73 128H70L68 127L67 125ZM102 124V123H101ZM111 124V123H110ZM117 124V123H116ZM173 124V123H172ZM181 124V123H180ZM198 124V123H197ZM226 124V123H225ZM236 124V123H235ZM239 124V125H240ZM46 125V126H45ZM118 125V124H117ZM151 125V124H150ZM213 125V124H212ZM227 125H229L227 123ZM231 125V124H230ZM90 127V130L88 127ZM101 126V125H100ZM114 126V125H113ZM120 126V125H119ZM255 126V125H254ZM152 127V126H151ZM168 127V126H167ZM218 127V126H217ZM216 127V128H217ZM230 127V126H229ZM233 127V126H232ZM261 127V125L259 126ZM258 127V128H259ZM101 128V129H100ZM122 128V127H121ZM124 128V127H123ZM189 128V127H188ZM214 128H215V125H214ZM240 129V126L237 127V129ZM253 128V129H251ZM96 129V130H95ZM155 129V128H154ZM220 129V128H219ZM227 129V128H226ZM232 130V128H230ZM235 129V128H234ZM259 129H262V128H259ZM108 130V129H107ZM121 130V129H120ZM124 130V129H123ZM141 130V132H140ZM199 130V129H198ZM223 130V129H222ZM236 130V129H235ZM256 130V128H255ZM264 130V129H263ZM261 130L258 134H262L261 136H263L262 140L264 142V131ZM40 131V132H39ZM196 131V130H194ZM214 131V130H213ZM241 131V130H240ZM258 131V130H256ZM49 132V131H48ZM156 132V131H155ZM215 132V131H214ZM213 132V133H214ZM26 133V134H25ZM47 133V132H46ZM116 133V132H115ZM211 133V132H210ZM212 133V134H213ZM217 133H218V129H217ZM217 133H214L218 136V134L220 135L221 132H219L218 134ZM231 133V132H230ZM48 134V133H47ZM50 134V133H49ZM127 134V132H126ZM157 134V133H156ZM164 134V133H162ZM208 134V133H207ZM212 135V136H215V135ZM44 135V134H43ZM111 135V134H110ZM200 135V134H199ZM206 135V134H205ZM210 135V134H208ZM222 135V134H221ZM257 136V133L255 134ZM125 136V135H124ZM127 136V135H126ZM137 136V135H136ZM162 136V135H161ZM172 136V135H171ZM175 136V135H174ZM255 136V137H256ZM61 137V138H62ZM168 137V136H167ZM207 137V136H206ZM209 137V136H208ZM207 137V138H208ZM211 137V136H210ZM219 137V136H218ZM80 138V139H79ZM104 138V136H103ZM157 138V136H156ZM166 138V137H165ZM182 138V137H181ZM192 138V137H191ZM200 138V137H198ZM226 138V139H225ZM32 139H36L38 140L39 142V146H38V150H32V152L30 151L29 153V149H25L27 148V145L26 143H28L30 140L32 141ZM63 139V140H64ZM134 139V138H133ZM140 139V138H139ZM175 139V138H174ZM190 139V138H188ZM210 139V138H209ZM214 139V138H213ZM260 139V138H259ZM138 140V139H137ZM148 140V139H147ZM192 140V139H191ZM195 140V139H194ZM199 141V139H197ZM239 140V139H238ZM30 141V142H31ZM133 141V140H131ZM150 141V140H149ZM153 141V140H152ZM151 141V142H152ZM158 141V140H157ZM166 141V140H165ZM217 141V140H216ZM29 142V143H30ZM33 142V141H32ZM144 142V141H143ZM184 142V141H183ZM187 142V141H186ZM191 142V141H190ZM194 142V141H193ZM197 142V141H196ZM235 142V141H234ZM25 143V144H24ZM28 143V144H29ZM93 143V142H92ZM91 143V144H92ZM120 143V142H119ZM118 143V144H119ZM172 143V142H171ZM200 143V142H199ZM219 143V142H218ZM260 143V142H258ZM95 144V143H94ZM113 144V143H112ZM140 144V143H139ZM143 144L145 145H149V143H146L144 142ZM142 144V145H143ZM187 144V143H186ZM198 144V143H197ZM229 144L227 146H229ZM262 144V143H261ZM82 145H85L87 148H88V152H87V155L86 157L83 158L84 153L82 154L81 152H83L82 150ZM98 145V146H100ZM141 145V146H142ZM144 145V146H145ZM223 146L225 144H222ZM25 146V148H23ZM84 146V147H85ZM93 146V145H92ZM109 146V145H107ZM114 146V145H113ZM117 146V145H116ZM136 146V145H135ZM152 146V144H151ZM191 146V145H190ZM213 146V145H212ZM226 146V147H227ZM239 146V145H238ZM97 147V146H96ZM140 147V145H139ZM147 147V146H145ZM200 147V146H199ZM198 147V148H199ZM262 147V146H261ZM65 148V149H66ZM109 148V147H108ZM148 148V147H147ZM152 148V147H151ZM150 148V149H151ZM154 148V146H153ZM151 149L154 151V149ZM195 148V147H194ZM220 148V147H218ZM243 148V147H241ZM248 148L252 149L247 151ZM94 149V148H93ZM222 149V148H221ZM26 150V151H25ZM81 150V151H80ZM87 150V149H86ZM96 150V149H95ZM128 150V149H127ZM140 150V149H139ZM142 150V148H141ZM219 150V149H218ZM216 150V151H218ZM223 150V149H222ZM238 150V149H237ZM131 151V150H130ZM143 151H144V148H143ZM162 151V150H161ZM227 151V152H228ZM247 151V152H246ZM139 151H137L138 153ZM81 153V154H80ZM136 153V155H137ZM144 153V152H143ZM70 154V155H69ZM116 154V152H115ZM119 154V153H118ZM139 154V153H138ZM218 154V152H217ZM238 154V153H237ZM263 154V153H262ZM66 155V154H65ZM143 155V154H142ZM154 155V153H153ZM209 155V154H208ZM260 157H262V155L259 153L258 154ZM134 157L135 154L133 155ZM145 156V155H144ZM147 156V155H146ZM214 156V155H213ZM254 156V155H253ZM90 157V156H89ZM116 157L118 158V155H116ZM122 157V156H120ZM129 157V156H128ZM216 157V155L214 156ZM219 157V156H218ZM243 157V156H242ZM258 158L256 160H259L261 158ZM49 158V157H48ZM86 158V159H85ZM147 158V157H146ZM220 158V157H219ZM243 159V160H246ZM256 158V157H255ZM253 158V160L255 159ZM154 159V158H153ZM186 159V158H185ZM190 159V158H188ZM216 159V158H215ZM77 160V159H76ZM119 159H117L118 161ZM131 160V159H130ZM144 160V159H143ZM212 160V159H211ZM214 160V159H213ZM249 160V159H248ZM72 161V162H73ZM120 161V160H119ZM118 161V165L117 167L120 165ZM149 161H150V158H149ZM147 159L144 161L146 164H148L149 162ZM153 161V160H151ZM238 161V160H237ZM75 162V161H74ZM107 162V161H106ZM116 162V161H115ZM114 162V164H115ZM136 162V161H135ZM154 162V161H153ZM152 162V163H153ZM190 162V161H189ZM208 162V161H207ZM264 162V157L262 158V163ZM52 163V162H51ZM63 163V162H62ZM117 163V162H116ZM142 163V162H141ZM143 163V164H145ZM236 163V162H235ZM238 163V162H237ZM261 163V165H262ZM76 164V167L78 166ZM113 164V166H114ZM124 164V163H123ZM142 164V166H143ZM190 164V163H189ZM130 165V164H129ZM132 165V164H131ZM138 165V164H137ZM150 165V164H149ZM213 165V164H212ZM256 165V164H255ZM22 166V167H21ZM49 166V165H48ZM112 166V167H113ZM140 166V165H139ZM192 166V165H191ZM258 166V164H257ZM116 167V166H115ZM117 167L114 169L116 171L117 170ZM120 167V166H119ZM144 167V166H143ZM214 167V166H213ZM262 167V166H260ZM259 167V168H260ZM17 168H21V171L25 172L23 174H20V171H15ZM141 168V167H140ZM227 168V167H226ZM244 168L245 167H242L241 169L244 171ZM249 168V167H248ZM258 168V167H257ZM127 169V168H126ZM130 169V167H129ZM143 169V168H142ZM191 169V168H190ZM254 169V168H253ZM262 169V168H260ZM63 170V171H64ZM128 170V169H127ZM126 170V171H127ZM144 170V169H143ZM151 170V169H150ZM236 170V169H235ZM240 170V171H242ZM252 170V169H251ZM256 170V169H255ZM112 171V169H111ZM134 171V170H133ZM137 171V169H136ZM145 171V170H144ZM242 171V172H243ZM120 172V171H119ZM198 172V171H196ZM206 172V171H205ZM245 172V171H244ZM261 172V170L259 171ZM113 173V172H112ZM124 173V172H123ZM130 173V172H129ZM127 173V175L129 174ZM132 173V172H131ZM134 173V172H133ZM139 173V172H138ZM153 173V172H152ZM151 173V174H152ZM246 173V172H245ZM248 173V172H247ZM252 173V171H251ZM80 174V175H81ZM117 174V173H116ZM198 174V173H196ZM261 174V173H259ZM258 174V175H259ZM19 175H21V178L19 179ZM61 175V174H60ZM56 176V181H62V177L63 176ZM119 175V174H118ZM133 175V174H132ZM137 175V174H135ZM133 175V176H135ZM139 175V174H138ZM245 175V174H244ZM248 175V174H247ZM252 175V174H251ZM262 175V174H261ZM260 176V175H259ZM38 177V179H37ZM80 177V176H79ZM117 177V175H116ZM140 177V176H139ZM196 177V176H195ZM198 177V176H197ZM207 177V176H206ZM243 177V176H242ZM250 177V176H249ZM257 177V176H256ZM262 177V176H261ZM84 178V179H85ZM124 178V177H123ZM127 178V177H126ZM137 178V176H136ZM135 178V179H136ZM183 178V177H182ZM213 178V177H212ZM211 178V179H212ZM241 178V177H240ZM260 178V177H259ZM65 179V178H64ZM120 179V178H119ZM125 179V178H124ZM129 179V178H128ZM206 179V178H205ZM243 179V178H241ZM256 179V178H255ZM39 180V181H38ZM79 180V179H78ZM145 180V178H144ZM219 180V179H218ZM245 180V179H243ZM248 180V178L246 179ZM143 181V180H142ZM155 181V180H154ZM224 181V180H222ZM249 181V180H248ZM246 181V182H248ZM263 181V179H262ZM55 182V181H54ZM89 182V181H88ZM118 182V181H117ZM116 182V183H117ZM120 182V181H119ZM122 182V181H121ZM128 182V180H127ZM126 182V183H127ZM141 182V181H140ZM219 182V181H218ZM244 182V181H243ZM257 182V181H256ZM123 183V182H122ZM121 183V184H122ZM176 183V182H174ZM184 183V182H183ZM227 183V182H226ZM241 183V182H240ZM259 183H261L259 181ZM59 184H61V182H59ZM83 184V183H82ZM139 184V182H138ZM141 184V183H140ZM216 184V183H215ZM252 184V183H251ZM250 184V185H251ZM264 184V183H263ZM123 185V184H122ZM121 185V186H122ZM193 185V184H192ZM214 185V184H213ZM218 185V184H217ZM247 184L244 185V187H246ZM87 186V185H86ZM114 186V185H113ZM112 185L111 187L114 188ZM127 187V189L129 188L130 184L127 185L125 184V186L123 185L122 187L123 194L126 195V192H128L127 189H125ZM137 186V185H136ZM222 186V185H220ZM227 186V184H226ZM88 187V186H87ZM218 187V186H217ZM252 187V186H251ZM260 187V185H259ZM110 188V187H109ZM117 188V187H116ZM182 188V187H181ZM180 188V189H181ZM242 188V187H241ZM240 188V189H241ZM256 188V187H255ZM131 189V187H130ZM107 197L109 195V197L111 198H107L108 200H110L111 202L116 200L117 199V196L115 194L116 190L114 191L113 194H115V196L111 193L113 191V189H111L112 191H108L110 189H108L107 187ZM127 190V191H126ZM136 190V189H135ZM134 190V191H135ZM218 190V189H217ZM224 190V189H223ZM222 190V191H223ZM200 191V190H199ZM231 191V190H230ZM252 191V190H251ZM262 191V190H261ZM108 192H110L108 194ZM179 192V191H178ZM215 192V191H214ZM213 192V193H214ZM217 192V191H216ZM227 192V191H226ZM117 193V192H116ZM205 193V192H204ZM222 193V192H221ZM241 193V192H240ZM122 194V195H123ZM129 194V193H128ZM175 194V193H174ZM236 194V193H235ZM246 194V192H245ZM244 194V195H245ZM249 194V193H248ZM121 195V196H122ZM166 195V194H165ZM171 195V194H170ZM209 195V194H208ZM226 195V194H225ZM250 195V194H249ZM114 196V197H113ZM119 196V197H121ZM129 196V195H128ZM167 196V195H166ZM179 196V195H178ZM118 197V198H119ZM160 197V196H159ZM174 197V195H173ZM203 197V196H202ZM207 197V196H206ZM221 197V196H220ZM252 197V195H251ZM97 198V197H96ZM116 198V199H114ZM153 198V197H152ZM167 198V197H166ZM177 198V196H176ZM219 198V197H217ZM114 199V200H113ZM157 199V198H156ZM159 199V198H158ZM169 199V198H168ZM205 199V198H204ZM211 199V198H210ZM222 199V198H221ZM181 200V199H180ZM197 200V199H196ZM213 200V199H212ZM218 200V199H217ZM251 200V199H250ZM165 201V200H164ZM163 201V202H164ZM192 201V199H191ZM264 201V199H263ZM64 202V203H63ZM88 202V201H87ZM116 202V201H115ZM221 202V201H220ZM253 202V201H252ZM85 203V202H84ZM81 204L80 207H77V209L75 210H81L77 213V219H79L81 222L84 223H88L87 219H90L93 220V222L96 223L97 227H98V215L100 217V215L102 214H98L97 215V212L93 207V209L91 208V210L93 211L92 213L88 212L91 204H88V210L85 209L87 206ZM165 203V202H164ZM167 203V202H166ZM172 203V202H171ZM251 203V202H249ZM264 203V202H263ZM66 204V203H65ZM86 204V203H85ZM193 204V203H192ZM204 204V203H203ZM248 204V203H247ZM246 204V205H247ZM259 204V203H258ZM80 205V204H79ZM226 205V204H225ZM86 206V207H84ZM182 206V205H181ZM253 206V205H252ZM259 206V205H258ZM257 206V208H258ZM76 207V206H75ZM83 209H82V208ZM141 207V206H140ZM139 206L137 207L138 209V212L139 214L141 215V218H146V219H151L154 223L155 222H166L167 218L169 217H165V216H162L161 213H157V214H153L149 211H147L146 209L144 208H140ZM213 207V206H212ZM220 207V206H219ZM241 207V206H240ZM244 207V206H243ZM222 208V207H221ZM228 208V206H227ZM242 208V207H241ZM251 208V206H250ZM254 208V207H253ZM67 209V210H66ZM74 209V208H73ZM176 209V208H174ZM192 209V208H191ZM212 209V208H211ZM255 209V208H254ZM261 211L263 212L264 211V206H262L261 208ZM83 210H85V213L83 212ZM210 210V209H209ZM219 210V209H218ZM221 210V209H220ZM71 211L70 213L72 214H67V212ZM203 211V210H202ZM223 211V210H222ZM259 211V210H258ZM81 212V213H80ZM88 212V213H87ZM95 212V213H94ZM208 212V211H207ZM218 212V211H216ZM220 212V211H219ZM218 212V213H219ZM226 212V211H225ZM247 212V211H246ZM256 212V211H255ZM125 215L126 216H122V217H126L125 221H121L118 223V221L122 220L123 218L120 219L119 218H115L116 220H114V217L113 219L111 218V221L113 220V223H114V230L111 229V231H113L112 233L118 235V236H121V238L123 237L125 240L126 238L128 240H130L131 243L134 244V242L136 241L137 245H139V239L137 241L136 238V233H135V239H134V231L131 230V228H133L131 225V218H128V213L125 211ZM189 213V212H188ZM89 214V215H88ZM91 214V215H90ZM106 214V213H105ZM103 214V215H105ZM179 214V213H178ZM206 214V212L204 213L203 212V215ZM208 214V213H207ZM97 215V219H95ZM123 215V214H122ZM130 215V214H129ZM180 215V214H179ZM211 215V214H210ZM217 215V214H216ZM225 215V214H224ZM240 215L241 217H238L240 218V224L238 223L239 221L236 219V218H232V231H230L229 227L226 225V222L227 221H224L223 225L221 223V228L219 226V236H221V240L223 239L224 242L225 239H227V237L229 238V235H232L233 231L237 229H239L240 227V230H238L239 234L240 235V248H236L235 250L233 251H229V255H230V261H232L230 264H264V254L260 251L259 247L262 245L263 242H257L258 238V235L259 232H263L264 231V223H262V220H264V217L263 215L259 214L258 212V217L257 219H255V216H254V219L255 220H252V217L251 219H248V215L244 214V210L243 212L240 211ZM252 215V214H251ZM89 216V217H87ZM95 216V217H94ZM212 216V215H211ZM210 216V218H211ZM214 216V215H213ZM238 216V214H237ZM253 216V215H252ZM262 216V217H260ZM20 217V223H21V228L19 227L20 231L23 233L22 236L20 237V239H12V237H10V235L8 234V231L10 229H14L16 228L15 226H12L13 223L15 224L14 220L16 218ZM45 217V219L43 218ZM73 217V216H72ZM71 217V218H72ZM87 217V218H85ZM103 217V216H102ZM107 217V216H106ZM172 217H174L172 215ZM180 217V216H179ZM221 217V216H220ZM74 218V217H73ZM93 218V219H92ZM171 217H169L168 219H170ZM183 218V217H182ZM217 218V217H216ZM230 218V217H229ZM44 219V221H43ZM105 219V218H104ZM119 219V220H118ZM144 219V220H146ZM204 219V217L202 218ZM205 219H208V218H205ZM223 219V218H222ZM78 220V221H79ZM197 220V219H196ZM74 221V220H73ZM76 221V220H75ZM168 221V220H167ZM173 221V220H172ZM175 221V220H174ZM173 221V222H174ZM190 221V219L188 220ZM210 221V220H209ZM217 221V220H216ZM222 220L219 219L218 220V223H220ZM230 221V220H229ZM77 222V221H76ZM79 222V223H81ZM202 222V221H201ZM223 222V221H222ZM75 223V222H74ZM90 223V222H89ZM111 222V224H113ZM171 223V222H170ZM176 223V222H175ZM186 223V222H184ZM214 223V221L212 222ZM253 223H255V225H253ZM77 224V223H76ZM93 224V223H92ZM110 224V225H111ZM168 224V223H167ZM166 224V225H167ZM199 224V223H198ZM226 226H225V225ZM11 225V226H10ZM88 225V224H87ZM164 225V224H163ZM165 225V226H166ZM178 225V224H177ZM185 225V224H184ZM201 225V224H200ZM204 225V224H203ZM7 226V228H6ZM113 226V225H112ZM131 226V228H130ZM186 226V225H185ZM189 226V225H188ZM217 226V225H216ZM90 227V226H89ZM170 227V226H169ZM198 227V226H197ZM231 227V226H230ZM79 228V227H78ZM83 228V227H82ZM86 228V227H85ZM135 228V227H134ZM133 228V229H134ZM160 228V226H159ZM179 229V227H177ZM183 228V227H182ZM203 228V227H202ZM75 230H77V228L75 227L74 228ZM89 229V228H88ZM151 229V228H150ZM163 229V228H162ZM191 229V228H190ZM217 229V228H216ZM215 229V230H216ZM229 229V233L226 231ZM65 230V229H64ZM85 230V229H84ZM90 230V229H89ZM212 230V229H211ZM217 230V231H218ZM110 231V232H111ZM161 231V230H160ZM170 231V230H169ZM189 231V230H187ZM63 232V231H62ZM89 232V231H88ZM155 232V231H154ZM191 232V231H190ZM202 232V231H200ZM213 232V231H212ZM237 232V233H238ZM11 233V232H10ZM16 233V232H15ZM58 237H56L58 234ZM172 233V231H171ZM174 233V232H173ZM185 233V232H184ZM188 233V232H187ZM264 233V232H263ZM1 234H3L2 236H5V239L1 236ZM16 234H19L16 233ZM79 234V233H78ZM83 234V233H82ZM87 234V235H86ZM86 234L84 235V237H88L90 236V232L89 234L86 232ZM93 234V233H92ZM166 234V233H165ZM163 234V235H165ZM169 234V233H168ZM167 234V235H168ZM176 234V233H175ZM215 234V233H214ZM213 234V235H214ZM217 234V232H216ZM262 234V233H261ZM162 235V234H161ZM160 235V236H161ZM172 234H170L171 236ZM193 235V234H192ZM201 236V233L199 234ZM207 235V234H206ZM211 235V236H213ZM55 236V237H54ZM174 238V235H172ZM197 236V235H196ZM195 236V237H196ZM264 236V235H263ZM15 237V236H14ZM17 237V236H16ZM48 237H53L52 240H56L55 243L57 244L53 249L54 251H52L51 249L48 250V246L47 248L44 247V249L42 248L43 252L39 250V248H34L33 246V243L36 241V242H39L43 240L46 241V239ZM140 237V236H139ZM166 237V236H165ZM168 237V236H167ZM188 237V236H187ZM192 238V240H195L196 238L195 237H192L191 235L189 236ZM188 237V239H190ZM198 237V236H197ZM216 237V236H215ZM218 237V236H217ZM58 238V239H56ZM176 238V237H175ZM185 238V236H184ZM182 238V240L184 239ZM194 238V239H193ZM212 239H214L213 237H211ZM262 238V237H261ZM84 239V238H83ZM142 239V238H140ZM162 239V238H161ZM165 239V238H164ZM187 239V240H188ZM199 239V242H200V237L198 238ZM232 239V238H231ZM260 239V238H259ZM76 241V239H74ZM95 240L97 241V239H94V242ZM186 240V239H184ZM191 239L188 240L189 242H193ZM197 240V239H196ZM196 240L194 242H196ZM261 240V239H260ZM264 240V239H263ZM53 241V242H54ZM107 241V240H106ZM105 241V242H106ZM164 241L166 242H169V240L165 239ZM175 241V240H174ZM173 241V242H174ZM181 241V240H180ZM179 241V242H180ZM262 241V240H261ZM98 242V241H97ZM96 242V243H97ZM104 242V243H105ZM108 242V241H107ZM165 242V243H166ZM182 242V241H181ZM180 242V243H181ZM193 242V243H194ZM199 242L193 244L195 246V252L196 254L198 255L197 257H199V261H200V264H209L208 260H207V257L206 256H203L200 252V248H199ZM230 242V241H229ZM13 243V245H16L17 243L21 244L19 248L17 247H12L13 245L11 244ZM45 243V242H44ZM47 243V241H46ZM109 243V242H108ZM130 243V244H131ZM171 244H173L172 242H169ZM176 243V242H175ZM184 244V242H182ZM179 244V245H182ZM185 243L187 244L188 242L185 241ZM11 244V245H10ZM167 244V243H166ZM178 243H176V246L178 248ZM107 245V243H106ZM185 245V244H184ZM183 245V249L186 246ZM214 245V244H213ZM234 245V244H233ZM7 246H11V247H7ZM68 246V245H66ZM140 246V245H139ZM137 246V247H139ZM189 246V245H188ZM123 247V246H121ZM141 247V246H140ZM139 247V249H140ZM190 247V246H189ZM189 247H187V249H189ZM209 247V246H208ZM214 247V246H213ZM220 248V245L218 246ZM234 247V246H233ZM6 248L8 249L6 251ZM132 248V247H130ZM171 249H176L174 247V244H173V248L170 247ZM169 248V249H170ZM181 248V246H180ZM229 248V247H228ZM67 249V248H66ZM136 249V248H135ZM138 248L136 249L137 250V253H136V257L138 258L140 264H148V262L150 263V261L147 262V255H145L144 252L141 251V253H139V250ZM143 249V248H142ZM179 249V248H178ZM182 249V248H181ZM180 249V251H181ZM182 250L183 252V257H184V260H183V257L181 256L182 259H180V263H183V264H197L196 263V254L195 256L193 257L192 255H190L189 253L191 251H189L188 253V250ZM202 249V248H201ZM206 249V248H205ZM203 249V250H205ZM216 249V248H215ZM48 250V251H46ZM132 250V249H131ZM136 250H134V252H136ZM139 250V251H138ZM221 250H224L223 248ZM226 250V249H225ZM236 250H239L237 251V254H236ZM23 251L24 252H27V256L22 258L21 255H19V253L21 254V252ZM52 251V252H51ZM65 251V250H64ZM160 251V250H159ZM171 252V250H168ZM174 251V250H173ZM178 250L176 249V252ZM207 251V249H206ZM216 251H220V250H216ZM169 252V253H170ZM181 252V253H182ZM222 252V251H221ZM219 252V253H221ZM228 252V251H227ZM240 252V253H239ZM243 253H245L247 256H244ZM63 254V256L60 255ZM114 253V252H113ZM144 253V254H143ZM163 253V252H161ZM167 254L168 257L169 255L171 254ZM180 252L178 251L177 254H179ZM192 253V252H191ZM211 253V252H210ZM100 254V253H99ZM112 254V253H111ZM116 254V253H115ZM122 254V253H121ZM174 254H176L174 252ZM174 254H171V255H174ZM53 255H55V260L53 259ZM95 255V254H93ZM166 255V254H165ZM180 255V254H179ZM194 255V254H193ZM221 255H223V253H221ZM219 254V256H221ZM229 255H225L226 257L229 258ZM21 256V257H20ZM146 256V257H145ZM175 256V255H174ZM177 256V255H176ZM218 256V254H217ZM90 257V256H89ZM88 257V258H89ZM120 257V256H119ZM118 257V259H119ZM130 257V256H128ZM134 257V258H136ZM149 257V256H148ZM163 257V256H162ZM166 256V258H164L165 260H168V258ZM180 257V256H178ZM222 257V256H221ZM93 258V257H92ZM122 258V256H121ZM132 258V257H131ZM136 258V259H137ZM159 258V257H158ZM168 258V259H167ZM171 260L173 258V256L170 257ZM176 258V257H174ZM173 258V261H172V264H174V261L177 262V260H174ZM226 258V259H228ZM3 259V258H1ZM96 259V258H94ZM149 259V258H148ZM161 259V258H160ZM163 259V261H164ZM197 259V260H198ZM217 259V258H216ZM219 259V258H218ZM224 259V260H226ZM124 260V259H123ZM182 260V261H181ZM215 260V259H214ZM223 260V259H222ZM240 263H239V261ZM134 261V260H133ZM169 261V260H168ZM168 261H164L165 264H167L166 262ZM197 261V262H199ZM121 262V261H120ZM124 262V261H123ZM163 262V263H164ZM171 262V261H170ZM177 262V263H178ZM215 263V261H213ZM220 262H221V259H220ZM229 262V260H228ZM128 263V262H127ZM162 263V264H163ZM176 263V264H177ZM178 263V264H180ZM217 263H219L217 261ZM216 263V264H217ZM223 263V262H221ZM0 264H4V261H1ZM134 264V263H133ZM169 264V262H168Z\"/></svg>",
    "mask_w": 264,
    "mask_h": 264
}]
</instances>
